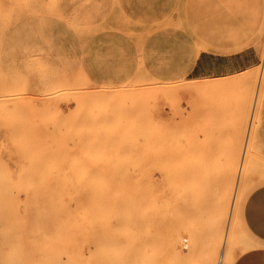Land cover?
<instances>
[{
  "label": "rangeland",
  "instance_id": "374dc122",
  "mask_svg": "<svg viewBox=\"0 0 264 264\" xmlns=\"http://www.w3.org/2000/svg\"><path fill=\"white\" fill-rule=\"evenodd\" d=\"M260 186L264 0H0V264H232Z\"/></svg>",
  "mask_w": 264,
  "mask_h": 264
},
{
  "label": "crops",
  "instance_id": "0c3cea01",
  "mask_svg": "<svg viewBox=\"0 0 264 264\" xmlns=\"http://www.w3.org/2000/svg\"><path fill=\"white\" fill-rule=\"evenodd\" d=\"M238 215L251 247L237 256L233 264H264V186L248 191Z\"/></svg>",
  "mask_w": 264,
  "mask_h": 264
},
{
  "label": "bare ground",
  "instance_id": "6f19581e",
  "mask_svg": "<svg viewBox=\"0 0 264 264\" xmlns=\"http://www.w3.org/2000/svg\"><path fill=\"white\" fill-rule=\"evenodd\" d=\"M45 26H46V24H45ZM49 94H51V93H49ZM45 96H47V94L45 95ZM9 98V97H8ZM48 98V97H47ZM10 99V98H9ZM7 102V101H6ZM254 109H256V108H254ZM158 110V109H157ZM156 114H158L157 112H156ZM155 125H157V123L155 122ZM251 126H252V124H251ZM250 130H252V129H250ZM249 130V131H250ZM250 133V135H251V133H252V131H250L249 132ZM250 135H248V133H247V136H249L250 137ZM249 140V139H248ZM248 140H246L247 141V143H248ZM246 147H247V145H246ZM244 149H246L245 147H244ZM247 149H248V147H247ZM241 152V151H240ZM247 152V151H246ZM245 152V153H246ZM244 153V152H243ZM247 154V153H246ZM245 154V155H246ZM236 162H238V161H236ZM240 163V162H239ZM242 165V164H241ZM239 166V165H238ZM242 168H243V165L242 166H240V168H239V172H238V174H237V176H236V171H235V174H234V177H233V180L235 181V178L236 177H241L242 176V174H243V171H242ZM237 179V178H236ZM240 179V178H239ZM237 181V180H236ZM237 185H238V183H237ZM235 187V186H234ZM234 190V189H233ZM237 190V189H236ZM237 192V191H236ZM230 201V200H229ZM228 212V209H227V211L225 212V218H226V216H227V213ZM229 216V215H228ZM228 218V217H227ZM228 220V219H227ZM225 221V220H224ZM230 223V222H229ZM238 223V222H237ZM199 228V227H198ZM223 228V227H222ZM226 228V227H225ZM229 233H230V230H229V228H228V230L226 229V231L224 232V231H221V237L222 238H224L225 239V241L226 240H228V235H229ZM223 239V240H224ZM222 240V241H223ZM223 243H224V241H223ZM218 246V245H217ZM220 248H222V247H220ZM235 260V259H234ZM234 260H233V262H234ZM233 262H232V264H233Z\"/></svg>",
  "mask_w": 264,
  "mask_h": 264
}]
</instances>
